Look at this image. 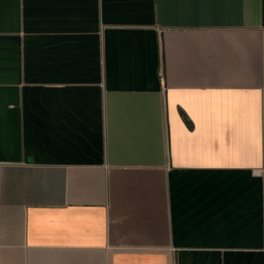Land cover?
<instances>
[{"label": "crops", "instance_id": "crops-1", "mask_svg": "<svg viewBox=\"0 0 264 264\" xmlns=\"http://www.w3.org/2000/svg\"><path fill=\"white\" fill-rule=\"evenodd\" d=\"M0 264H264V0H0Z\"/></svg>", "mask_w": 264, "mask_h": 264}]
</instances>
